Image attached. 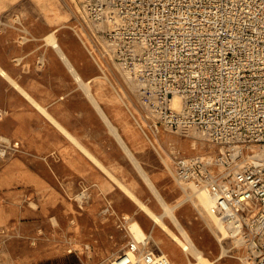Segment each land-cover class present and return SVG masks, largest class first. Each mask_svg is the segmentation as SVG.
Segmentation results:
<instances>
[{
  "label": "rangeland",
  "instance_id": "374dc122",
  "mask_svg": "<svg viewBox=\"0 0 264 264\" xmlns=\"http://www.w3.org/2000/svg\"><path fill=\"white\" fill-rule=\"evenodd\" d=\"M82 11L81 0H0V49L11 57L10 74L21 77L19 83L39 94L65 96L63 113L84 145L183 238L160 199L176 206L181 226L203 255L215 260L221 251L220 233L197 205L193 188L176 180L173 157L215 154L216 146L194 128L145 135L137 125L141 105L135 83L86 33ZM60 24L64 27L55 33L58 41L83 78L93 79L92 91L109 116L118 115V120H112L153 188L95 111L83 87L45 45L44 36ZM44 56L58 65L45 63ZM0 114V264H110L131 240L127 230L131 221L150 232V249L166 252L174 264L187 262L172 236L113 179L88 162L1 75ZM125 130L131 132V139ZM194 130L201 136L193 134ZM166 133L169 139L163 142ZM83 190L86 196L80 200L77 196ZM222 242L229 256L215 264L249 263L243 242L237 245L229 236ZM189 259L196 262L192 256Z\"/></svg>",
  "mask_w": 264,
  "mask_h": 264
},
{
  "label": "built area",
  "instance_id": "2783aa9c",
  "mask_svg": "<svg viewBox=\"0 0 264 264\" xmlns=\"http://www.w3.org/2000/svg\"><path fill=\"white\" fill-rule=\"evenodd\" d=\"M81 4L94 42L136 85L145 135L194 128L216 146L174 154L175 178L206 190L249 263L264 264V0ZM148 244L131 237L110 264H174Z\"/></svg>",
  "mask_w": 264,
  "mask_h": 264
},
{
  "label": "bare ground",
  "instance_id": "6f19581e",
  "mask_svg": "<svg viewBox=\"0 0 264 264\" xmlns=\"http://www.w3.org/2000/svg\"><path fill=\"white\" fill-rule=\"evenodd\" d=\"M55 44V43H54ZM65 61L68 64L69 68L71 69V71L73 72L77 82H79L80 85H82L85 89L86 92L88 93V95L91 96L92 100L96 103L95 98L92 95L91 92V86L89 84V82H86L82 79V77L80 76V74L77 73V71L74 69L73 65L66 59L65 57ZM0 72L3 76H5L8 80H10L14 85H17L11 78L10 76L2 69L0 68ZM19 87V86H17ZM24 93L25 91L22 90ZM98 102V101H97ZM42 113L48 118L50 119L54 124H56V126L61 130V132L66 136V138L82 153L84 154L89 160H91V162L93 164H95L97 166L98 169L101 170V172L107 176L110 179H113L116 184H118V186L123 190L124 193H126L137 205L138 207L145 212L150 218L151 220L159 225V227L168 232L173 240L179 245V247H181V250L184 252L185 256H186V260L187 262L184 264H193L191 262V260L189 259V256L194 257V259L196 260V262L194 264H215V262L219 261L220 259L229 256L228 252L229 250L226 249L223 246V242L222 240L224 238H226L227 236H229L228 231L226 229V227L222 224L221 220L219 219V217L217 216L216 212H215V207H214V202L211 198V196L209 195V193L202 189V188H196V187H192L193 188V192H194V196L197 198V205H200L203 210L206 212L207 216H209V218L211 219L212 223L215 225V227L217 228L218 232L220 233V235L218 236V242H220L221 244V251L219 253V255L216 257L215 260H208L202 253V251L195 245V243L192 241V239L189 237V235L187 234V232L184 230V228L181 226V224L179 223L178 219L175 216L174 213V209L176 206L174 207H170L168 206L162 199L161 202L163 204V207L165 209V213L168 214L172 220L174 221L175 225L177 226V228L179 229V231L181 232L183 238L179 237L176 233H174L171 228H169V226L164 222L162 215H158L156 213H154L148 206L145 205V203H143L142 201H140L135 194L128 189L125 185H123L118 179L117 177L114 176V174L108 169V167L96 156L94 155L85 145L81 144L70 132H68L63 126H61L58 122H56L53 117L42 107H38ZM115 118V117H114ZM113 119V118H112ZM108 119L105 117V122L107 123L108 127L110 128L111 132L115 135L117 141L119 142V144L121 145V147L124 149L125 152L128 153L130 159L133 160V162L136 164V166L138 167V169L143 173V176L145 177L146 181L148 182V184L153 188L152 183L150 181V179L147 177V175L142 171L140 165L138 164V162L136 161V158L134 156V154L132 153V151L130 150L128 143L120 136V134L117 132V127L115 126V123L113 122V120L115 119ZM188 129V128H187ZM186 130V129H183ZM189 130V129H188ZM131 133V132H130ZM130 133H128V131L125 130V134L126 136L131 139ZM193 134L195 135H200V133H198V131H193ZM169 134H164L162 137L163 142H165V140L169 139L167 136ZM202 136H204L202 134ZM205 137V136H204ZM171 139V138H170ZM174 139V137L172 138ZM175 140V139H174ZM154 145H155V149L157 150V146L156 144L152 141V139L150 140ZM176 141V140H175ZM14 143V142H13ZM21 143V142H20ZM19 143V144H20ZM16 144V143H15ZM17 146V145H16ZM132 148V147H131ZM155 191V190H154ZM155 193L157 194V192L155 191ZM86 193L84 192L81 196L78 197V199L82 200V198H85ZM180 220V219H179ZM173 224V223H172ZM128 232L130 233V236L132 237L133 240H137L139 242H144L147 243L150 242V240L152 239V236L149 233H147L143 227L141 226V224L138 221H131L127 227ZM178 231V232H179ZM126 232V231H125ZM191 234V233H190ZM195 236V235H194ZM207 239V237H205ZM197 239V238H196ZM233 240L236 242L235 244L240 245L242 244V239L240 237H236L233 236ZM213 243V242H212ZM211 243V244H212ZM206 244V243H205ZM153 246V245H152ZM213 247V246H212ZM204 249V248H203ZM158 250V249H157ZM220 250V249H219ZM159 251V250H158ZM161 251V250H160ZM211 251V250H210ZM163 252V251H161ZM166 255H168L166 252H163ZM114 255V254H113ZM169 256V255H168ZM170 257V256H169ZM212 257V256H210ZM246 258V257H245ZM192 259V258H191ZM242 260V259H241ZM240 260V261H241ZM246 260V259H245ZM244 260V261H245ZM183 264V263H182Z\"/></svg>",
  "mask_w": 264,
  "mask_h": 264
},
{
  "label": "crops",
  "instance_id": "0c3cea01",
  "mask_svg": "<svg viewBox=\"0 0 264 264\" xmlns=\"http://www.w3.org/2000/svg\"><path fill=\"white\" fill-rule=\"evenodd\" d=\"M85 14H84V11H82V14H81V20L83 22V27L85 28L86 30V33L89 34V37L91 35V30L93 28V26H91V24L89 22H86L84 21L85 18H84ZM64 27V26H63ZM62 25H57L56 28L49 34H46L43 38V40L45 41V45L46 46H50L52 52L61 60V62L63 63V67L66 66L69 70V72L73 75L75 81L77 82L73 72L71 71V69L69 68L68 64L66 63L65 61V57L66 59L73 65L74 69L77 71L78 74H80V76L82 77V79L86 82H89L90 86H91V82L93 79H85L83 78L82 74L79 72V70L75 67V64L73 63V61L70 59V57L67 55L66 53V50L62 47L61 43L58 41L57 37H56V32L60 31L61 28H63ZM26 39V38H24ZM55 43V44H54ZM11 48H9V54L8 55H11ZM11 53V54H10ZM45 57V60L44 62L48 64H51L55 66L58 65L59 62H56L55 60L51 59L49 56H44ZM11 57H7L6 56V53H2V50L0 49V68H2L9 76L10 78L17 84V85H14L10 80H8L5 76H3L0 72V75L5 79L7 80L17 91L20 92V94L40 113V115L46 120V122H48L49 124H51L53 126V128H55V130L63 135L65 138L66 136L61 132V130L56 126V124H54L50 119H48L43 113L42 111L38 108L39 106L44 108L52 117L53 119L58 122L61 126H63L68 132H70L81 144H85L83 141H81L78 137V133L77 131H73V128L74 126L76 125H73V129H71V124H70V120H69V116H66L63 112H64V107H65V101L66 98L65 96H57V94H52V93H45V94H41L42 92H40V94L38 92H36L35 90H32V87H30L29 85L25 88L21 83H19V79H21V77H13L11 74H10V64H11ZM49 60H51L52 62H48ZM96 60V59H95ZM44 63V64H45ZM57 69H59V67H57ZM99 77H102L106 80L109 81V78L105 76H99ZM27 79H30V80H33L34 78L31 77V78H28V77H25V80ZM79 84V82H77ZM80 85V84H79ZM19 86V87H17ZM81 87H83L82 85H80ZM83 89L85 90V93L87 95V97L89 98L91 104L94 106L95 108V111L98 113V115L101 117V119L105 122V117L108 118V119H119L118 118V115H115L113 116L112 115V118L109 116V114L105 111L100 99L94 95L93 91L91 90L92 92V95L93 97L95 98L96 100V103L92 100L91 96L88 95V93L86 92V89L83 87ZM92 89V87H91ZM24 90L25 93L22 91ZM98 101V102H97ZM49 106H52L49 107ZM2 117V115L0 114V118ZM115 117V118H114ZM78 118L77 117H74V121H77ZM105 124L107 125V123L105 122ZM108 126V125H107ZM127 131V130H126ZM117 132L120 134L118 128H117ZM126 135V134H125ZM120 136L122 137V135L120 134ZM123 138V137H122ZM67 139V138H66ZM124 139V138H123ZM68 140V139H67ZM125 140V139H124ZM69 141V140H68ZM70 142V141H69ZM74 146V145H73ZM75 147V146H74ZM76 148V147H75ZM126 154L128 155V153L126 152ZM84 155V154H83ZM129 156V155H128ZM86 156L84 155V158ZM87 158V157H86ZM88 159V158H87ZM89 160V159H88ZM88 162H90L91 164H93L91 162V160H89ZM95 167H97L95 164H93ZM91 166V165H90ZM100 170V169H99ZM101 171V170H100ZM123 184V183H122ZM125 185V184H123ZM126 186V185H125ZM127 187V186H126ZM128 188V187H127ZM129 189V188H128ZM86 193V190H83V192L81 194H79V196H81L83 193ZM126 194V193H125ZM77 196V198L79 197ZM84 198V197H83ZM82 198V199H83ZM108 210H104V212H106Z\"/></svg>",
  "mask_w": 264,
  "mask_h": 264
}]
</instances>
